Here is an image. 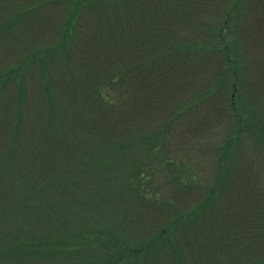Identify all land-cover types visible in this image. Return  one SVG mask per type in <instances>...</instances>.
Masks as SVG:
<instances>
[{"label":"trees","instance_id":"16d2710c","mask_svg":"<svg viewBox=\"0 0 264 264\" xmlns=\"http://www.w3.org/2000/svg\"><path fill=\"white\" fill-rule=\"evenodd\" d=\"M243 1L0 0V264H264V188L237 151L264 142V11L250 25ZM214 102L211 181L159 201L140 162Z\"/></svg>","mask_w":264,"mask_h":264},{"label":"rangeland","instance_id":"374dc122","mask_svg":"<svg viewBox=\"0 0 264 264\" xmlns=\"http://www.w3.org/2000/svg\"><path fill=\"white\" fill-rule=\"evenodd\" d=\"M253 1L254 2L250 4L251 7L247 8L246 16L244 15L247 19L246 23L252 22L253 16H251L249 18L251 20L248 21V16L251 13L264 11V0H262L263 2H259V4H256L258 0ZM242 3L247 6L245 1L242 0ZM214 12L215 11H212V13ZM251 24L252 23H250V25ZM86 25H88L87 21L84 22L81 27L85 26V28H87ZM41 35L43 38L47 36V34L44 35L43 33H41ZM70 51L69 46L66 50L69 56ZM66 52H61L59 57L68 59ZM197 106L192 111L189 110L175 118L170 125L168 135L164 141V147L161 148L163 149L161 151H165L167 155H165V153H160L158 156L143 159L146 162H140V171H144L147 166L157 168V171L150 181L151 184H149V182H141L142 187L155 190L159 201L170 202L173 207L184 208V206H187L185 204L191 199L197 200L200 198L199 191L201 186L211 181L216 166L217 155H215V151L213 152V150L217 145L221 144V141L229 132L223 113L217 110L219 106L218 102L199 104ZM237 151L242 152L239 158L243 159L244 156L246 157V162L243 164L248 169V175L250 179L254 181L253 183L255 186L258 187L261 185L264 188V142L256 141L254 137L248 136L240 141ZM139 156L140 153H134L131 157L134 159L132 161L139 159ZM167 159L166 165L163 164ZM113 163L117 164L118 161L113 159ZM192 176L196 178L195 180L197 183L194 191L189 194L185 192V180L191 182ZM180 182L184 183V185L180 186L179 192H177L175 198L172 199V190L174 187L181 185ZM149 197H151V194H149ZM160 205L162 219L167 208L162 207L164 203H160ZM103 220L104 222L107 221L105 219ZM86 254L88 253L86 252ZM91 255L96 258H102L104 256L103 253L98 255L94 251L90 252V256ZM51 261L52 260H50V262L48 261L47 264H59L62 262V260H59V262L56 259ZM68 262L70 261L64 260L61 264H69Z\"/></svg>","mask_w":264,"mask_h":264}]
</instances>
